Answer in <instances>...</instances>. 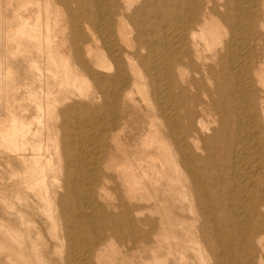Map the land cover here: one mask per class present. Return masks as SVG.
Wrapping results in <instances>:
<instances>
[{"label": "bare ground", "instance_id": "obj_1", "mask_svg": "<svg viewBox=\"0 0 264 264\" xmlns=\"http://www.w3.org/2000/svg\"><path fill=\"white\" fill-rule=\"evenodd\" d=\"M0 264H264V0H0Z\"/></svg>", "mask_w": 264, "mask_h": 264}]
</instances>
